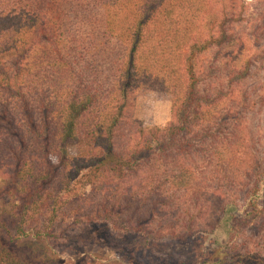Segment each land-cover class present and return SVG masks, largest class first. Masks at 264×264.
Returning <instances> with one entry per match:
<instances>
[{"label": "trees", "instance_id": "16d2710c", "mask_svg": "<svg viewBox=\"0 0 264 264\" xmlns=\"http://www.w3.org/2000/svg\"><path fill=\"white\" fill-rule=\"evenodd\" d=\"M242 11L0 0V264H48L21 243L61 220L107 222L112 246L151 264H245L237 241L262 212L264 162L246 125L258 34ZM138 90L168 95L163 127L133 119ZM161 220L174 235L155 236Z\"/></svg>", "mask_w": 264, "mask_h": 264}, {"label": "rangeland", "instance_id": "374dc122", "mask_svg": "<svg viewBox=\"0 0 264 264\" xmlns=\"http://www.w3.org/2000/svg\"><path fill=\"white\" fill-rule=\"evenodd\" d=\"M259 0H243L244 21L249 29L255 31L256 51L259 61L246 83L248 96L253 101L254 109L246 115V125L250 144L259 163L264 162V15L261 13ZM257 28V29H256ZM170 118V99L164 93L138 90L135 93L133 119L143 127H163ZM127 128V127H126ZM125 128V129H126ZM248 186V185H244ZM80 194L82 191L79 192ZM261 209L256 219L251 220L243 229L238 239L240 259L245 264H264V193ZM84 215H89L84 213ZM165 216H163V220ZM163 220L157 224L161 230L154 234L164 236L172 234L169 223ZM96 225V224H95ZM87 229L74 226L69 220H61L53 228H47L40 221L30 225L28 235L21 243L22 249L28 254H37L48 261V264H151L148 255L141 250L127 249L124 246H112L107 238L116 236L108 234L109 224L97 222ZM155 225V224H154ZM168 228V229H167ZM116 234V235H115ZM114 243L116 241L114 240ZM154 260L159 262L166 257L165 253H152ZM169 262V264H178ZM155 264V263H154ZM164 264V263H158Z\"/></svg>", "mask_w": 264, "mask_h": 264}]
</instances>
